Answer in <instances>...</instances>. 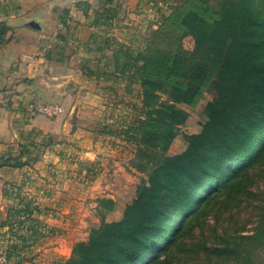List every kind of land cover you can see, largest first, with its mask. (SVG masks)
Returning a JSON list of instances; mask_svg holds the SVG:
<instances>
[{
	"label": "trees",
	"instance_id": "obj_1",
	"mask_svg": "<svg viewBox=\"0 0 264 264\" xmlns=\"http://www.w3.org/2000/svg\"><path fill=\"white\" fill-rule=\"evenodd\" d=\"M98 1L99 20L115 19L114 0ZM10 30L0 22V44ZM187 38L193 49L185 47ZM146 41L138 51L120 46L113 58L125 90L139 87L141 99L138 116L119 135L136 144V159L146 160L140 169L150 175L122 219H102L64 264H154L153 256L168 253L220 194L264 178V0H180ZM211 85L219 96L207 105L201 132L184 134L189 146L182 153L163 155L165 139L187 114L181 105L196 106ZM259 195L256 234L264 246V191ZM224 241L187 264H260L233 259L240 244ZM168 262L165 255L156 264Z\"/></svg>",
	"mask_w": 264,
	"mask_h": 264
},
{
	"label": "crops",
	"instance_id": "obj_2",
	"mask_svg": "<svg viewBox=\"0 0 264 264\" xmlns=\"http://www.w3.org/2000/svg\"><path fill=\"white\" fill-rule=\"evenodd\" d=\"M178 1L114 0L116 18L105 21L101 16L100 21L97 10L102 12L103 7L98 0H0V22L11 28L0 44V219L9 201L7 187L17 185L31 193L37 203L33 211L39 209L38 220L53 234L48 244L43 238L35 253L33 249L36 264H54V260L60 264L70 257L71 249L63 244L74 240L76 233L68 227L63 229L68 233L61 231L60 224L119 221L137 200L134 175H122L120 163L107 154L131 146L119 132L136 119L141 99L133 105L137 111L132 112H121L116 102L112 110L109 104L108 112L99 100L139 93L137 86L128 93L125 81L115 71L114 52L128 46L120 37L126 36V31L120 32L124 28L119 29L116 21L153 20ZM145 4L158 11H146ZM31 21L40 28L27 26ZM40 102L59 104L63 115L54 119L36 116L28 122L29 112L23 104ZM32 136L52 137L53 149H47L35 164L13 166L16 159L26 161L19 149L25 148ZM75 161L87 168L74 171ZM132 191L133 201L112 219L121 198ZM97 210L101 211L99 219L94 218ZM2 227L7 229L0 225V233Z\"/></svg>",
	"mask_w": 264,
	"mask_h": 264
},
{
	"label": "rangeland",
	"instance_id": "obj_3",
	"mask_svg": "<svg viewBox=\"0 0 264 264\" xmlns=\"http://www.w3.org/2000/svg\"><path fill=\"white\" fill-rule=\"evenodd\" d=\"M143 8H148L146 11H151L152 14L158 11L157 7L153 8L148 4H145ZM114 9L118 11V7ZM159 20L160 17L153 20H146L145 22H141L139 19H121L120 22H116L119 26V29H121V27L124 28L120 30V32L123 30L126 31V36H120L124 39L123 41L128 43V46L138 51L145 49L147 45L146 40L148 39L150 32L153 30V26L155 24L157 25ZM48 37H46V39H48ZM184 45L187 49H193L194 42L191 38H187L184 42ZM138 95L140 94H137L136 92L131 96L122 95V97H111V99L107 98L105 100L107 102L106 104L105 101L101 102L99 100V102L102 106H105L104 109L108 112H110V103L112 104L111 110L113 109V102H116L115 104H118L121 107L118 108L120 111L122 109L126 112H132L137 111V107L133 105H137V102H139L140 98H138ZM218 96L219 94L216 87L211 85L203 94L201 100L196 106L191 107L181 105V108H183L187 114L181 119L178 129L172 134L168 135L165 139V151L164 154L161 152L160 155L163 154L165 156H170L171 154L173 155L176 153H181L183 150H186L189 144L184 138V134H194L201 132L203 125L208 120L205 111L206 107L210 102L216 100ZM24 105L25 111L27 110V112H29L28 117H26V119H29L28 122L32 121L33 119L35 120L36 116H44L49 119H54L60 116L58 114L51 117L39 110V107L42 105L60 106L59 104H54L53 102H40L38 104L36 103L35 105H28V103H24L23 106ZM27 105L29 111L26 108ZM70 122L75 123V120L70 119ZM120 139H123V137ZM126 142L128 141L126 140ZM128 143L131 146H125L124 149H114L117 152L113 151L110 153V151H107V153H110L112 156L107 154L108 156L105 155V157L107 156V158L113 159L120 163V167L122 168L120 173H123L122 175H126V177L128 174L132 176L134 175L135 178H133V181L137 186L136 196L138 197V189L141 184V180L143 178L149 177L150 169L142 172L140 166L143 165L146 160L136 159L137 146L133 142ZM53 144H55L54 140L50 136L33 137L29 142L24 144L26 145L25 148L22 147L19 149V152L22 151V149L27 150L24 155L26 161H28L27 163L35 164L43 157L47 149H53ZM28 151L30 153H28ZM75 162V164L73 163V166L76 169L74 171L78 172L79 170L81 171V168H87L86 165L82 163L80 164L77 161ZM52 171L53 169H51V172ZM82 185L84 186L86 184ZM237 185L238 187L227 189L224 193L220 194L214 203H212L211 207L206 211V213L200 218V215L198 216L199 219H194V216L191 223L195 224L191 226L189 229L190 231H188L181 239H179V241L176 242L174 246H172L168 253H160L158 251L153 256L152 263H159V260H163L165 255L169 256L170 262H168V264H187V262L191 263V261L196 262V260L198 261L200 258L199 255L205 252V248H209L214 244L217 245L218 243L222 244L225 242V238H228L231 240V242L240 244L237 247L238 251L236 254H233L235 255L233 259H238L240 256L243 258L249 257L254 259L256 263L264 264V246L258 243L259 239L257 238L256 234V223H260V202H258V200L261 197L259 192L264 191V178L260 175H256L252 184H248L247 181H241L240 185ZM25 191L17 185L12 188L7 187V200L9 201L7 202V207H5V215L0 219V225H6L7 227V229L2 227V232L0 233V256H4L7 259L5 264H36L34 262V253L36 251L37 244L41 240H44L43 238L47 240L46 243L48 244L53 236L51 229H48L41 220H38V217L40 216L39 209L35 210V212L33 211L37 206V203L34 202V198L31 197L30 190L28 192L30 194H27ZM134 198L135 194L133 191L132 193L123 196L121 198V202L118 204V209L111 213V218L115 219L119 217L121 215L120 212L123 211L126 204L132 202ZM51 214L53 215V213ZM94 215V218L96 219L101 218V211L97 210ZM73 219V221H76L77 218ZM62 224H60L61 231L68 233L66 230H63L64 228L68 227L71 229V233H76L75 239H69L67 245L63 239L61 240V242L65 243L63 244L64 247L67 246L71 249L70 257L73 254L76 244L81 241H87L91 231L101 225V223L98 221L93 220L91 223H69L67 225L65 223ZM250 237H255V240L253 241ZM50 245L52 244H49V246ZM43 246L48 247L46 244ZM68 259H65V261L63 260V262L60 264H64ZM56 262L54 260L53 263L56 264ZM218 263L223 264L221 262Z\"/></svg>",
	"mask_w": 264,
	"mask_h": 264
},
{
	"label": "built area",
	"instance_id": "obj_4",
	"mask_svg": "<svg viewBox=\"0 0 264 264\" xmlns=\"http://www.w3.org/2000/svg\"><path fill=\"white\" fill-rule=\"evenodd\" d=\"M39 110L48 114L49 116L53 117L56 115H60L64 112L63 108L60 106H44L42 105L39 107ZM7 262V259L4 256H0V264H5Z\"/></svg>",
	"mask_w": 264,
	"mask_h": 264
},
{
	"label": "water",
	"instance_id": "obj_5",
	"mask_svg": "<svg viewBox=\"0 0 264 264\" xmlns=\"http://www.w3.org/2000/svg\"><path fill=\"white\" fill-rule=\"evenodd\" d=\"M27 26H29V27H31V28H34V29H39L40 27H39V25H37V23H35V22H29L28 24H27Z\"/></svg>",
	"mask_w": 264,
	"mask_h": 264
}]
</instances>
